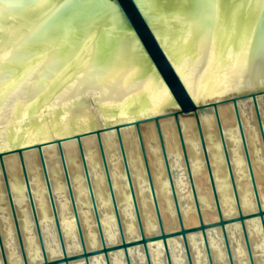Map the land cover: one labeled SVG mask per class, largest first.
Masks as SVG:
<instances>
[{
  "label": "water",
  "instance_id": "95a60500",
  "mask_svg": "<svg viewBox=\"0 0 264 264\" xmlns=\"http://www.w3.org/2000/svg\"><path fill=\"white\" fill-rule=\"evenodd\" d=\"M15 0H5L12 4ZM60 9L59 12H56ZM56 13L48 23L51 28L41 39H29L48 16ZM48 28V26H46ZM3 52L5 61L16 55L18 45L26 43L34 54L18 69L15 78L3 90L0 104V176L7 208L12 221L21 264H90L102 257L111 264L113 253L121 252L125 264H131L129 250L141 248L145 264H152L148 247L160 242L166 264H172L170 242L181 241L186 264H193L188 236L199 233L207 264H214L207 232L219 229L227 264H234L226 227L238 224L248 264H255L245 223L258 220L264 241V207L261 204L252 163L246 143L242 103L251 111L264 156V10L253 3L240 0H47L30 8L9 11L5 7L3 22ZM99 46V47H98ZM98 51L110 69L102 78L82 87L88 78V68L97 59ZM63 59V66L48 76L49 65L55 55ZM42 87L32 97L35 87ZM170 97V102L165 98ZM229 106L237 129L246 171L252 189L255 211L243 213L239 204L235 180L224 140L220 108ZM182 115H192L197 140L217 214V220L204 222L182 135ZM214 118L230 182L236 214L226 216L214 183L201 119ZM174 122L184 163L186 192L190 194L197 224L185 227L174 182L180 170L171 169L164 146L161 121ZM152 124L162 157L164 173L174 207L177 228L164 229L152 182L150 166L141 128ZM133 129L153 207L158 234H146L133 187L122 132ZM114 133L119 158L126 181L138 238L124 234L119 208L115 199L110 172L102 144V136ZM95 138L100 164L107 186L113 218L119 238L108 245L100 223L90 174L82 142ZM68 143L76 145L90 208L100 247L88 250L84 241L78 209L63 151ZM56 147L63 182L75 225L80 252L68 254L61 230L54 195L43 151ZM36 153L40 173L51 212L49 227L58 242L60 256L49 258L42 227L39 223L30 188L24 157ZM17 157L28 210L39 246L41 261L27 259L18 214L5 168L7 157ZM0 261L8 264L0 230Z\"/></svg>",
  "mask_w": 264,
  "mask_h": 264
},
{
  "label": "bare ground",
  "instance_id": "6f19581e",
  "mask_svg": "<svg viewBox=\"0 0 264 264\" xmlns=\"http://www.w3.org/2000/svg\"><path fill=\"white\" fill-rule=\"evenodd\" d=\"M250 113V109L242 103L241 116L246 143L260 201L264 207V156L258 130L254 123L250 124L252 121ZM262 115L264 117V112ZM220 117L239 204L243 213H250L255 211V203L231 108L229 106L220 108ZM201 126L222 213L230 217L233 214H236V206L227 176L214 118L212 116L203 117L201 119ZM161 131L169 166L171 169L180 170V175L174 182V185L179 200L184 202L183 206L180 208L184 226H195L198 222L197 215L193 207L191 196L186 192L187 184L184 181L185 178L183 173L184 163L174 122L171 119L161 121ZM145 135L146 140L144 139V141L148 162L162 223L166 231H174L177 228V222L153 125L149 127ZM182 135L186 144L189 166L196 194L199 202L202 204L201 213L203 220L204 222L216 221L217 214L213 205L203 157L192 120H182ZM122 140L126 151L144 232L149 235L158 234L156 219L134 130L123 131ZM102 144L110 172L115 199L122 220L124 234L128 239H136L138 238L137 227L133 218L132 207L114 133L103 135ZM82 145L95 201L100 211L99 217L104 239L108 245L117 244L119 238L113 218L106 182L100 164L96 140L95 138L84 139ZM63 151L86 247L88 250L97 249L100 247V243L93 220L92 210L90 208L89 197L86 191L76 145L73 143L65 144L63 146ZM43 153L67 253H79L80 247L62 178L57 149L56 147H49L46 148ZM24 160L39 223L42 227L46 252L49 258H57L60 256V250L56 237L49 227V223L51 222V212L40 173L37 154L32 152L27 153ZM5 168L18 214L19 226L27 259L30 263L40 262L41 255L28 210L24 186L21 179L20 165L17 157H7L5 159ZM1 181L0 176V230L3 236L4 251L8 264H21L19 250L15 240V233ZM245 225L255 264H264V241L259 221L257 219L249 220ZM226 231L234 264H248L239 225H229L226 227ZM207 239L213 263L227 264L219 229L208 231ZM188 243L193 264H207L200 234L196 233L189 235ZM148 250L152 264H166L160 242L149 245ZM170 254L172 264H186L181 241L178 239H173L170 242ZM129 257L131 264H145L141 248L130 249ZM110 263L125 264L121 252L113 253L110 258ZM74 264H83V262L80 261ZM90 264H104V262L102 257H96L91 259Z\"/></svg>",
  "mask_w": 264,
  "mask_h": 264
},
{
  "label": "snow or ice",
  "instance_id": "6c2138e0",
  "mask_svg": "<svg viewBox=\"0 0 264 264\" xmlns=\"http://www.w3.org/2000/svg\"><path fill=\"white\" fill-rule=\"evenodd\" d=\"M47 0H15L12 4H5V0H0V104L3 103V90L4 88L15 78L17 75L18 69L23 67V65L31 58L34 54L30 51L25 44L18 45L16 49V55H14L13 59L10 61H5L2 57L3 52V22L5 18V7L9 9V11H18L19 8H30L36 5L44 4ZM143 2V0H141ZM204 2V0H193V3L196 5H200ZM241 3H255L257 7L261 10H264V0H240ZM60 9H57L56 12H59ZM54 12L52 15L48 16L46 20L37 27L32 33H30L29 39H41L45 31L51 28L49 25V21L52 20V17L55 16ZM48 26V28H46ZM99 47V46H98ZM64 59L59 55H55L53 61L49 65L48 76L55 75L56 71L59 70L60 67L63 66ZM110 69L106 66L105 61L102 59V54L98 51L97 59L94 60L93 64L88 68V78L81 81L82 87L89 86V82L91 80L102 78L104 75L108 73ZM43 85L40 87H35L32 90V97L39 95L40 91H42ZM166 101L170 102L171 98L166 97Z\"/></svg>",
  "mask_w": 264,
  "mask_h": 264
},
{
  "label": "rangeland",
  "instance_id": "374dc122",
  "mask_svg": "<svg viewBox=\"0 0 264 264\" xmlns=\"http://www.w3.org/2000/svg\"><path fill=\"white\" fill-rule=\"evenodd\" d=\"M223 107H227V106H222L221 108H223ZM181 118L183 119V120H192L193 121V118H192V115H182L181 116ZM152 124H145V125H143L142 126V128H141V132H142V135H143V137H144V139L146 140V131L149 129V127L151 126ZM195 126V125H194Z\"/></svg>",
  "mask_w": 264,
  "mask_h": 264
}]
</instances>
